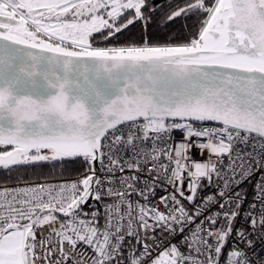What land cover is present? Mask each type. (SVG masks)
<instances>
[{
  "label": "snow or ice",
  "instance_id": "obj_1",
  "mask_svg": "<svg viewBox=\"0 0 264 264\" xmlns=\"http://www.w3.org/2000/svg\"><path fill=\"white\" fill-rule=\"evenodd\" d=\"M157 11L158 31L180 22L187 29L192 18V34L149 39ZM137 24L138 43H93L94 34L110 41ZM250 142L252 152L235 148ZM257 144L264 150V0H0V170L85 164L71 182L0 190V264H89L81 244L92 250L90 264H264L251 237L264 241V174L255 184L259 212L253 203L247 228H234L244 193L233 189L264 168ZM193 148L208 159L193 160ZM149 164L147 176L175 188L160 198L171 210L142 204L133 215L130 196L147 200L152 185L137 188L139 175H122L117 188L113 178ZM214 177L223 181L218 194L197 203ZM105 196L101 229L96 212L81 215ZM214 204L219 210L206 215ZM137 220L145 231L179 234L189 253L169 244L151 257L145 244L122 256L125 232L139 243ZM188 225L195 228L185 235ZM233 236L244 249L229 244Z\"/></svg>",
  "mask_w": 264,
  "mask_h": 264
},
{
  "label": "built area",
  "instance_id": "obj_2",
  "mask_svg": "<svg viewBox=\"0 0 264 264\" xmlns=\"http://www.w3.org/2000/svg\"><path fill=\"white\" fill-rule=\"evenodd\" d=\"M176 139L179 140L180 136L179 134L176 135ZM148 147H150V142L148 143ZM235 148L237 150H242V152H252L253 151V147H252V142H250L249 144L245 145V144H240L237 143L235 145ZM255 152L258 156H264V150H261L259 145H256L255 148ZM192 159L199 161V162H203L206 161L208 159V153L205 152L203 155L200 154L199 150L196 148H193L192 150ZM223 165H218V167H220L221 171L223 172L224 169L227 168L228 166V158L225 155L223 157ZM105 162H106V157H105ZM161 163H167V160L164 159L162 157L161 159ZM151 167V165L149 164L147 167L144 168L143 171L137 173V172H130L128 169H125V171L123 173L117 171L115 174V177L113 178V185L115 187H120L119 185V179L118 177L122 176V175H139L141 178V182L137 184V188H143V182H147L149 184L152 185L154 192L149 196V198L147 200H145L143 197L133 193L130 196V199L133 203V215L136 214V209L138 208V205H142V204H147L153 207H156L158 211L160 212H167L171 210V205L169 207V209H165V206L163 203H161L160 198L162 196L166 197V196H170L171 194H173L175 192V188L173 185L167 183V181L164 179V176L161 175V177L155 181H153L151 179V177L147 176V168ZM101 165L99 162H97V175L100 176L102 179L105 175L104 172L100 171ZM264 174V168H261L260 171L255 172L251 178L247 181H244L242 184H240V186L238 188L233 189V191H239L244 193V200L243 203L241 205V209H240V215L237 217V219L234 222V228L239 229V228H247V224L244 221V216L245 214L249 211L250 206L255 203L256 205V213L259 212L260 208H261V204L259 201L254 200V196H255V184L256 182L260 179V176ZM153 175H155V173H153ZM80 175L73 177L71 179H66V180H39V181H34V182H21V183H16V184H2L0 185V190H2L3 188H17V187H31V186H35V185H39V184H50V185H56V184H61V183H65V182H71L74 180H77L79 178ZM214 182L212 184H208L207 180H205L203 182V186L199 189V194H198V198H197V203H200V198L208 196V195H217L218 194V189L219 187H222L223 181L222 180H218L215 177L213 178ZM108 185L106 184L105 187H107ZM185 187H186V183H185ZM101 191H104L105 189H100ZM187 194V193H186ZM46 198V197H45ZM111 199L107 196H105L101 201H98L99 204V208L98 209H83V213L81 215L82 219H91V213L92 212H96L97 213V227L103 229L104 225H105V206L109 203H111ZM183 206L186 209L191 210L194 206L193 205H189L188 202L186 200H182L181 201ZM231 207H235V205H232ZM218 204H214L209 208V212L205 213L206 215L212 212H216L218 211ZM87 215H84V214ZM255 214V213H254ZM200 219H203V217H201ZM123 224L127 225L128 220L125 219L124 221H122ZM149 223H152V221L150 220ZM197 224L199 223V220H197L196 222ZM219 226V222L217 224V227ZM195 225H188L185 227V235H190V229H194ZM133 229L134 231H136L138 233L139 236V243H137V237L136 236H132L129 237L126 235L125 232V239L122 243V248H123V253L122 256L126 257L128 252L134 251L136 252L137 255H139V253L143 250V247L145 244L150 246V250H151V257H156L158 252L163 250V246L165 245H169V244H177V246L181 249L182 252H184L185 254H188L190 251V246L189 245H183L180 244L179 241L181 240V236L179 234L176 233H168L164 230H162L159 227H156L154 229H149L147 231H145L144 229L139 228V221H133ZM48 229L45 228L44 229V234H47ZM38 237L40 235V233H37ZM251 237L254 241V249L253 251L255 253H257L258 255H260L262 258H264V251H261L262 248H264V241H262L261 236L259 233H254L251 234ZM229 244H238V247L240 249H244L245 248V242H237L234 239H230ZM77 253H81L83 254V256L81 258H87L90 264L91 258L93 256L92 250L90 248H88L86 245L81 244L78 246V249L76 250ZM250 257L252 259H255V256H252L251 253H249ZM199 259H204V257H199ZM37 264H41V262H37Z\"/></svg>",
  "mask_w": 264,
  "mask_h": 264
},
{
  "label": "trees",
  "instance_id": "obj_3",
  "mask_svg": "<svg viewBox=\"0 0 264 264\" xmlns=\"http://www.w3.org/2000/svg\"><path fill=\"white\" fill-rule=\"evenodd\" d=\"M168 0H156L160 5H166ZM167 11V8L164 9ZM163 15L162 12L157 11L153 17V22L149 24L147 34L149 39L161 38L167 40L171 35L175 42H180L188 39L195 28L194 19L188 20L187 29L184 28L183 22L174 23L169 28L163 31H158V18ZM143 35V29L140 24L125 30L122 34L110 41H104L101 36L95 38L93 43L97 46H104L107 44H125V43H138ZM85 164L81 159L66 161L63 164L57 162L55 166L49 164L45 166H15L14 170L7 172L0 170V185L2 184H16L21 182H34L39 180H66L76 177L83 173Z\"/></svg>",
  "mask_w": 264,
  "mask_h": 264
},
{
  "label": "water",
  "instance_id": "obj_4",
  "mask_svg": "<svg viewBox=\"0 0 264 264\" xmlns=\"http://www.w3.org/2000/svg\"><path fill=\"white\" fill-rule=\"evenodd\" d=\"M95 168L97 169V163L95 164ZM98 208H99L98 201L91 199L83 206V209H98Z\"/></svg>",
  "mask_w": 264,
  "mask_h": 264
},
{
  "label": "flooded vegetation",
  "instance_id": "obj_5",
  "mask_svg": "<svg viewBox=\"0 0 264 264\" xmlns=\"http://www.w3.org/2000/svg\"><path fill=\"white\" fill-rule=\"evenodd\" d=\"M100 36V34H94V37L95 38H97V37H99Z\"/></svg>",
  "mask_w": 264,
  "mask_h": 264
}]
</instances>
